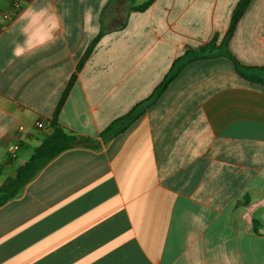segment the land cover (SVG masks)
Masks as SVG:
<instances>
[{"label": "crops", "instance_id": "obj_1", "mask_svg": "<svg viewBox=\"0 0 264 264\" xmlns=\"http://www.w3.org/2000/svg\"><path fill=\"white\" fill-rule=\"evenodd\" d=\"M240 1L0 0V189L53 133L74 77L57 124L93 140L0 206V264H264V84L235 64L264 82V0L221 47ZM30 8L59 27L18 58ZM215 37L213 56L187 60Z\"/></svg>", "mask_w": 264, "mask_h": 264}, {"label": "trees", "instance_id": "obj_2", "mask_svg": "<svg viewBox=\"0 0 264 264\" xmlns=\"http://www.w3.org/2000/svg\"><path fill=\"white\" fill-rule=\"evenodd\" d=\"M249 3L250 0H241L239 2L236 10L234 11L230 29L225 37V44H227L228 40L232 37L235 26L238 20L240 19V17L244 14ZM150 4L151 1L147 2L144 6L140 7L139 9L144 10ZM98 40L99 38H96L92 42L91 46L85 53L83 59H86L91 54ZM205 52L206 50L204 48H201L199 52L200 57H202V54H205ZM235 64H236V69L241 76H243L244 78L250 81L260 82L264 84V82L258 79L257 77L251 76L247 72L248 68L247 70H245V68L240 67L237 62ZM175 75L176 73H171L170 75H168L165 78V80L156 88L152 97H150L149 99H147L142 103L137 104L132 109V111L128 113V115L122 117L121 119L116 120L101 135L106 139H110L112 137H115L119 133L123 132L129 125H131L133 122L139 119L146 112L147 107L150 106V103L153 101V99L156 96L160 95L166 89V87L169 85V83L172 81ZM74 82H75V77L69 83L58 105L57 111L54 115V119L51 122V126L54 128L53 133L48 137H46L45 140L42 142V144L37 149H35V152L30 157V159L20 166V168L17 171V175L15 177L9 178L4 184V186L0 189V206L5 204L9 200L15 198L16 196H18L22 191V189L24 188V186L28 182H30L45 165H47L52 159L57 157L60 153L75 146H83L88 144L89 139H86L85 137L79 135H75L73 133H69L65 131L62 127L58 126L57 124L58 113L62 105L64 104L71 88L73 87ZM145 104H147L146 108L140 110L141 106H144ZM121 122H124V126L123 127L119 126L117 129H114ZM112 129L114 130L112 131V133H110Z\"/></svg>", "mask_w": 264, "mask_h": 264}, {"label": "clouds", "instance_id": "obj_3", "mask_svg": "<svg viewBox=\"0 0 264 264\" xmlns=\"http://www.w3.org/2000/svg\"><path fill=\"white\" fill-rule=\"evenodd\" d=\"M21 20L23 41L14 42V56L19 58L29 52L34 54L37 49L55 42V31L59 24L45 9L30 8L22 15Z\"/></svg>", "mask_w": 264, "mask_h": 264}, {"label": "rangeland", "instance_id": "obj_4", "mask_svg": "<svg viewBox=\"0 0 264 264\" xmlns=\"http://www.w3.org/2000/svg\"><path fill=\"white\" fill-rule=\"evenodd\" d=\"M226 35H227V34H226ZM225 37H226V36H225ZM225 37H224V40L221 42V47H224V46H225ZM217 41H218V37H215L212 41H210V43H208L207 45H205V46L203 47V48L206 50V52H205V54H202V57H209V56H213V55L215 54V52H216V48H217V47H216V46H217V45H216V44H217ZM210 45H213V46H210ZM95 47H96V45H95ZM95 47H94V49H95ZM94 49H93V51H94ZM93 51H92V52H93ZM92 52H91V54H92ZM199 52H200V50H199L198 52H196V53L188 52V54H187V60H190V59H192V58H196V57H200V53H199ZM91 54H90V55H91ZM90 55H89V56H90ZM89 56H88L86 59H83V61H82V65L80 66V69H81V67L85 64V62L88 60ZM148 99H149V98H148ZM146 100H147V99H146ZM146 100H145V101H146ZM143 102H144V101H143ZM146 106H147V104H145L144 106H141L140 110H143L144 108H146ZM131 111H132V110H131ZM131 111H130V112H131ZM130 112H129V113H130ZM127 115H128V114H127ZM125 116H126V115H125ZM120 119H121V118H120ZM117 120H118V119H117ZM115 121H116V120H115ZM115 121H113L112 123H114ZM112 123H111V124H112ZM111 124H110V125H111ZM110 125H109V126H110ZM109 126H108V127H109ZM119 126H120V127H123V126H124V122L119 123L118 126H117L116 128H114V129H117ZM108 127H107V128H108ZM107 128H106V129H107ZM106 129H105V130H106ZM114 129H112V130L110 131V133H112V131H113ZM53 130H54V128H53ZM105 130H104V131H105ZM104 131H103V132H104ZM103 132H102V133H103ZM102 133H101V134H102ZM101 137L103 138V141H104L105 143L108 142V141H110L112 138H114V137H112V138H110V139H106V138H104L102 135H101ZM85 138H86V139H89L88 144H90V143L93 142L92 139L87 138V137H85ZM44 140H45V139H44ZM44 140H43V141H44ZM41 144H42V143H41ZM88 144H87V145H88ZM75 147H76V146H75ZM18 148H19V147H18ZM72 148H73V147H72ZM36 149H37V148H36ZM17 150H18V149H17ZM17 150H16V151H17ZM34 152H35V151H34ZM33 154H34V153H33ZM13 155H14V154H13ZM29 159H30V158H29ZM29 159H28V160H29ZM28 160H27V161H28Z\"/></svg>", "mask_w": 264, "mask_h": 264}, {"label": "built area", "instance_id": "obj_5", "mask_svg": "<svg viewBox=\"0 0 264 264\" xmlns=\"http://www.w3.org/2000/svg\"><path fill=\"white\" fill-rule=\"evenodd\" d=\"M0 26H1V22H0ZM36 126L38 127V128H42V127H44V123L42 122V121H38L37 123H36ZM18 149V148H17Z\"/></svg>", "mask_w": 264, "mask_h": 264}]
</instances>
